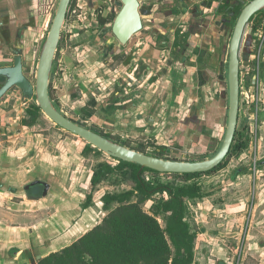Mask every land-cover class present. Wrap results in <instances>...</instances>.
<instances>
[{"label": "rangeland", "instance_id": "rangeland-1", "mask_svg": "<svg viewBox=\"0 0 264 264\" xmlns=\"http://www.w3.org/2000/svg\"><path fill=\"white\" fill-rule=\"evenodd\" d=\"M146 1L149 2L150 0ZM187 1H190V7L180 4L178 0H174V3L168 1L169 4L165 5L161 10L158 9L162 5L161 3L155 7L154 3H152V9L154 12L158 11L163 14V10L174 8L172 6H177L178 8L182 6L186 10L185 14H181V11L178 14L180 18L177 19L182 20L181 24L184 26L189 27L194 25L196 22L195 19L198 16L206 24L214 26L217 21H220L222 9L227 2V0ZM204 1L212 7H205L203 4ZM230 1L236 3L238 0ZM250 1L245 0V3ZM59 2L60 0H37L35 10L38 19V32L43 38L41 40V49L38 51L34 63V71H37L42 47L49 34ZM104 3H106L105 0ZM83 5V7H80L76 2L70 14L67 16L62 31L63 42L52 69V90L54 95L57 94V91L59 92L60 109L65 114L74 118L79 124L93 130H99L98 125L92 124L89 118L83 116L88 115L85 109L97 114L99 109L104 107V105L108 109H112L114 105L113 101L116 98V91H122L119 85L126 88L129 86L128 84L125 85V81L120 78L117 64H110V61L114 59V55L112 53L109 54V51L104 46L108 36L103 37L102 27L96 25V20H93L91 16L87 15L85 2H83ZM28 7L29 5L25 7V10ZM103 12L106 13L107 11H98L96 16L103 14ZM144 18L147 21L153 19L152 17H148V15H145ZM259 18H261L260 29L258 30V35L253 39L258 47L261 41L264 40V12L258 15L255 22ZM232 22L234 27L236 16L233 17ZM171 23L166 22V18L164 17L160 22L161 25ZM202 25L199 28H202ZM249 27H252V25ZM224 29L226 32L227 28L224 27ZM210 30L214 31L215 27H212ZM216 36L221 37L217 33ZM248 38L247 35L245 42H247ZM222 39H224L223 36L220 40H217L220 43L219 46L214 48L219 57L216 58L217 64L214 65L218 73L217 78L212 83L217 81L216 91H218V94L217 101L212 106L210 105L213 108L211 118L215 120L217 135L216 138H212L210 143L199 144L193 148L194 155L188 154L186 160L212 157L220 149L225 137L228 123L229 100L226 97V80L224 79V73L222 71V66L225 65V61H223L225 60V42ZM224 40L227 41V38ZM244 47H246V43ZM257 54L258 52L254 56H257ZM261 56L264 66V50ZM208 67L210 66L201 68L207 76L210 74ZM262 74L264 79V67ZM135 90L133 89L131 93H128L127 95L129 96L126 98L121 94V103L126 102L129 104V101L137 99L136 97L140 93L135 92ZM163 90L164 88L161 85H156L152 88L146 87L145 92L148 95L154 94L158 96V100L160 99V102L163 103L165 97H162L163 99L160 98ZM122 92L125 93V91ZM261 98V117L257 138L258 157L261 166H258L257 171L254 172L253 168L249 166L251 162L249 155L243 161L239 160V156H235L228 160L227 166L224 169L191 181V183H198L203 192L200 198L189 199L187 201L186 217L190 223L191 230L197 235L195 243V264H264V89L261 91ZM10 99L11 96L4 99L0 103V107L4 110L12 108L10 107L12 103L8 102ZM15 106L16 109L13 108L11 112L5 113L1 111L0 114L5 118V121L3 120L4 118L0 119L5 123L7 133L11 132L10 134L16 135L10 138L8 135L0 137V142H2L3 147L8 149L9 146H12L21 153H24L21 155H58L59 157L60 155H71V161L75 166L74 169H79L77 171L79 176L75 180L74 187L75 201L79 202L80 199H83V203L84 201L86 202L88 194L92 193L93 196V203L89 207L90 211L88 214H85V232L90 230L99 224L109 212V210L103 207V195L107 192L116 193L130 189L131 184L120 183L121 175L119 173H110L105 181L96 189H92V176L89 175V172L91 173L101 162L109 161L116 163V161L102 152L92 151L84 154L88 143L79 136L59 128L54 124L40 122L32 128H25L21 122L27 115L26 110L23 109L19 102ZM207 119L210 121L209 117ZM166 129L161 131V141L165 139ZM113 131L116 133V136L118 135L116 137L117 140L127 139L121 136L126 137L128 131L124 132L123 130L115 129ZM140 134L138 130L136 131L134 129L129 135H134V139L139 140L140 143L144 142L150 148L155 140L153 142V140L146 137L143 140L141 139L142 135L140 138L137 136ZM174 146L177 145L174 144ZM149 148L145 147L148 152L151 150ZM245 170L247 171L245 172ZM148 178L161 182L175 180L174 176L156 174H149ZM57 190L61 192V189ZM57 195L60 196L61 194L57 193ZM158 197L146 202L144 206L147 211L151 209L153 203L157 202ZM58 205L61 204L59 203ZM116 205V203H113L111 208H114ZM159 220L165 227L166 216L160 215Z\"/></svg>", "mask_w": 264, "mask_h": 264}, {"label": "flooded vegetation", "instance_id": "flooded-vegetation-1", "mask_svg": "<svg viewBox=\"0 0 264 264\" xmlns=\"http://www.w3.org/2000/svg\"><path fill=\"white\" fill-rule=\"evenodd\" d=\"M79 1V2H78ZM146 3H145V2ZM158 4H162L159 10L163 9L164 5L169 4V2L166 0H156ZM181 3L188 4L189 2L187 0H178ZM76 2L79 4L80 7H83V2H85V11H87V15L91 16L93 20H96V25H99L102 27V35L103 37L108 36L106 40V44L104 45L105 48L109 51V54L114 55L113 61H110V64L115 63L118 66V71L120 73V78H122L125 81V85L128 84V88L123 87L122 85H119L122 91H125L123 93L122 91H116V98L114 99V105L113 108L121 102L122 97H120L121 94H123L124 98L128 97V93H131L133 89H136L139 86L138 81H143L145 79L148 80V82H154L157 79H159L162 75H169L170 77H177V74H180L182 77L189 78L191 80V77L187 76L186 73L188 72L187 66H201L205 60V63L203 64V67L209 68V76L205 75L203 73L202 69H197V72L193 75V77L196 79L198 76H204L205 81L210 84L209 90L212 91L214 94V101H217V94L218 91H216V82L212 83L217 78V69L214 67V65L217 64V62H212L217 57V52L212 51H206L205 57H202V61L199 62L197 57H200V54L195 58L192 57L191 54H189L190 49V35L195 32V30H199L202 28H199L200 25L205 24V22L202 21V18L200 16L196 17V22L194 25H191L189 27L184 26L181 24L182 22H179V20L173 21L171 24L166 25H160V30H157L156 25L153 28V21L155 19L154 17V10L153 8V0H150L147 2L146 0H139L140 2V12L142 15V22L143 27L140 31L134 33L129 40L126 43H122L120 39L117 37V35L113 31L114 22L116 20L117 15L121 11L123 7V3L121 0H105L106 3H104V0H71L68 12L66 15L65 22L67 20V16L70 14V11L72 7L76 4ZM109 2V3H108ZM171 3H174V0H172ZM205 7H212L211 5H208L205 1L203 2ZM245 0H238L236 3L233 1L227 0L225 3V6L222 9L221 12V19L218 21L217 24L220 23L222 28H227L226 32L224 31L222 34L223 38H227V41L222 39L225 45V52H224V58L225 65L222 66V71L224 73V79L226 80V97L228 102V120H229V110H230V82H229V49H230V42L231 38L234 32L235 25L237 23L238 17L241 13L236 14V8L241 7V10L243 9V5H245ZM28 7L27 10H25V7ZM59 5V4H58ZM91 5V6H87ZM37 6V0H0V69L5 68H15L16 64L19 63L21 65L23 74L26 76V78L31 82L33 89H34V95L33 97L29 98L27 95L24 94L23 90L17 86H11L8 88L1 96H0V103L4 101V99H7L8 96H11V99L8 101L9 103H12L8 110H4L0 107V114L1 111H4L5 113L11 112L12 109H16L15 104L20 103L23 109L26 110V116L22 119V125L25 128H32L36 125H38L40 122H48L51 124H54L55 126H58L59 128L64 129L63 127L57 125L55 122H53L51 119H49L42 111L41 107L39 106L37 99H36V73L37 71H34V63L37 57L38 51L41 49V40L42 36L40 35L39 28H38V19H37V13L36 8ZM221 6V5H220ZM219 6V8H220ZM98 11H107L106 13L103 12V14H99L96 16V13ZM196 11V10H195ZM264 10L257 12L255 15H253L246 26V29L243 34L242 38V44L240 48V77H239V113H238V121H237V127H236V133L234 136V140L232 142V146L235 141H244L246 143V146L243 147V149L238 154H233L232 157L239 156V160L243 161L246 160L245 158L247 155L250 157V167L253 168L254 172L257 171L258 166H261V162L259 161L258 157V134H259V120H260V111L262 107V98H261V91L264 89V79L262 74L263 69V62H262V56L261 53L264 50V40L261 41L260 46L258 47L256 45L255 36L258 35V30L260 29V23L261 18L258 19L257 22L255 20L258 18V15L262 14ZM198 14V13H197ZM148 15V17H152L153 20L149 19V21L145 20L144 16ZM236 16V23L233 27L232 19ZM54 20V19H53ZM64 22V25H65ZM253 22V23H252ZM53 23V22H52ZM251 23V24H250ZM216 24V25H217ZM91 25V24H90ZM252 27H249L251 26ZM52 26V25H51ZM92 26V25H91ZM203 26V25H202ZM64 28V26H63ZM194 29V30H193ZM146 30V31H145ZM225 30V29H224ZM63 31V29H62ZM248 35L247 42L246 37ZM61 33V40L59 43V47L55 56V59L58 55V52L61 48L63 37ZM221 36V38H222ZM215 47H217L218 41L215 40V38L212 40ZM222 43V42H221ZM246 43V47H244ZM220 44V43H219ZM155 50V54L158 58H162L166 63L164 66L160 69H154L153 66L146 62L145 60V54L149 49ZM219 49V48H218ZM219 51V50H218ZM258 52L257 56H254V54ZM210 53V55H209ZM216 53V55H215ZM212 54V55H211ZM41 55V54H40ZM209 56V57H208ZM155 57V58H157ZM223 58V59H224ZM40 59V58H39ZM207 60V62H206ZM55 61V60H54ZM217 61V60H216ZM174 64V66H173ZM117 69V68H116ZM168 72V73H167ZM52 84H53V72L51 73V79H50V95L51 98L55 104V106L68 118L78 123L74 118L69 117L67 114H65L60 109V95L57 91V94L54 95V92L52 90ZM5 85L4 78H0V91L3 89ZM120 97V98H118ZM168 99H172V97H169ZM131 100V99H129ZM12 101V102H11ZM128 101V100H127ZM39 106L41 109L42 116L38 118H34V116L31 114L30 111H32L33 106ZM170 105V104H168ZM112 108V109H113ZM104 109H108L105 105L104 107H101L99 109V114L94 113L90 110L85 109L87 111L88 115H83L85 118H89L92 124L98 125L99 130H93L87 126V128L100 133L118 143H121L127 147L139 150L141 152H144L146 154H150L153 156L157 155H163L160 158L170 159V160H180V161H195V160H204L207 158H193V160H186V156L194 155L193 148L190 143H185L183 139H181V135L178 137H174L171 139H168V144H161L159 143L158 138L156 136L149 135L144 136L142 130H138L139 133H141V139L145 140L144 138H150L151 140H155L154 144L152 146H149L141 142L139 140L134 139L133 136H130L131 133L128 132L126 137L120 136L122 138H127L126 140H117L116 133H114L112 127L114 126V123L112 119L105 114ZM83 114V113H82ZM101 115V117H99ZM0 118L2 115H0ZM102 119L101 121L105 120L103 124L99 123L98 120ZM5 121V118L3 119ZM32 124H27V122H32ZM0 137L9 136L14 137L16 135H12L10 133H7L6 125L2 122V119H0ZM79 124V123H78ZM82 125V124H80ZM113 125V126H112ZM84 126V125H82ZM228 128V123H227ZM226 128V132H227ZM66 130V129H64ZM137 131V129H135ZM70 132L69 130H66ZM125 132V130H123ZM133 132V130H132ZM72 133V132H70ZM183 133V132H182ZM74 134V133H72ZM76 135V134H74ZM123 135V134H122ZM78 136V135H77ZM226 136V133H225ZM80 137V136H79ZM82 138V137H80ZM83 139V138H82ZM199 137H195V140L193 142H197ZM225 139V137H224ZM85 140V139H84ZM86 141V140H85ZM87 142V141H86ZM211 140H208L205 143H210ZM224 142V140H223ZM222 142V145H223ZM2 143V142H0ZM89 146H92L94 148L93 151L96 152H102L97 147H94L92 144L87 142ZM148 143V142H147ZM173 144V145H172ZM176 144L177 146H174ZM185 145V146H184ZM221 145V146H222ZM231 146V149H232ZM3 147V145H2ZM86 147V148H87ZM145 147H148L150 152H148ZM84 154H87L89 152L86 151ZM221 148V147H220ZM16 149V148H15ZM231 149L229 153L230 155ZM220 150V149H219ZM218 150V151H219ZM51 151V150H50ZM53 152V151H52ZM92 152V151H91ZM218 152H216L214 155H216ZM106 154V153H105ZM108 155V154H107ZM200 155V154H198ZM213 155V156H214ZM86 156V155H85ZM59 157V156H58ZM112 158V156H110ZM159 157V156H157ZM172 157V158H171ZM194 157V156H193ZM197 157V156H195ZM199 157V156H198ZM230 157V158H232ZM115 158V157H114ZM225 158V159H226ZM60 159V158H59ZM118 159V158H117ZM224 159V160H225ZM223 160V162H224ZM106 162V161H105ZM109 162V161H107ZM221 164V163H220ZM219 164V165H220ZM227 166V165H226ZM225 166V167H226ZM224 167V168H225ZM217 168V167H216ZM222 168V169H224ZM151 169V168H150ZM215 169V168H214ZM212 169V170H214ZM220 169V170H222ZM95 170V169H94ZM94 170H92L91 176L93 177ZM154 170V169H153ZM210 170V171H212ZM218 170V171H220ZM241 170V169H240ZM215 171V172H218ZM247 170H245L246 172ZM160 172V171H158ZM209 172V171H208ZM215 172H212L210 174H204V175H211ZM206 173V172H202ZM149 174L148 173L147 178ZM170 174L175 173H165L160 172V174L156 175H168L172 176ZM178 174V173H177ZM202 175V176H204ZM92 177H91V184L92 189L94 188V185L92 183ZM201 177V176H200ZM198 178V177H197ZM150 179V178H148ZM196 179V178H195ZM36 180L41 179H35L31 182H29L25 187H23L24 193L28 196L29 199L38 200L48 195L49 189H50V183L45 181L49 184V189L47 191V194L44 196H41L43 193V186H34L29 189H26L27 186L31 183H33ZM154 180V179H150ZM193 180V179H192ZM191 180V181H192ZM158 181V180H157ZM191 181H188V183H191ZM161 182V181H160ZM169 182V181H168ZM180 183H185L184 181H179ZM132 188V185H131ZM202 190V188H201ZM108 193V192H107ZM203 193V192H202ZM106 194V193H105ZM104 194V195H105ZM92 195V193L88 194ZM87 195V197H88ZM103 195V196H104ZM157 197V196H156ZM103 198V197H102ZM155 198V197H154ZM159 198V197H158ZM200 198V197H198ZM153 199V198H152ZM150 199V200H152ZM189 200V199H188ZM187 200V201H188ZM87 201V198H86ZM149 201V200H148ZM147 201V202H148ZM85 201L81 204V207L83 210L88 209L91 204L93 203V196H92V202L90 206L87 208L84 207ZM187 204V203H186ZM104 207V202H103ZM145 208V206H144ZM187 218V217H186ZM102 222V221H101ZM96 226V225H95ZM92 229V228H91ZM89 231V230H88ZM87 232V231H86ZM85 232V233H86ZM197 238V237H196ZM196 243V241H195ZM195 249V248H194ZM195 261H196V254H195ZM195 264V262L193 263Z\"/></svg>", "mask_w": 264, "mask_h": 264}, {"label": "crops", "instance_id": "crops-1", "mask_svg": "<svg viewBox=\"0 0 264 264\" xmlns=\"http://www.w3.org/2000/svg\"><path fill=\"white\" fill-rule=\"evenodd\" d=\"M153 3L154 7L159 6L156 0ZM188 6L190 7V1ZM172 7L174 8L163 10V14L155 12L153 28L156 25V29L160 30L163 17L166 22H182L177 19L180 18L178 14L181 11V14H185L186 10L182 6ZM216 24L213 26L205 23L202 29L195 30L190 35L189 54L195 58L200 54L197 57L199 62L205 57L206 51L216 52L212 40H220L221 37H217L216 33L219 36L224 34V28L220 23ZM212 27H215L214 31L210 30ZM154 52L152 48L149 49L145 60L154 69H160L166 61L158 58ZM212 62L217 61L214 58ZM203 64L187 66L186 75H190L191 80L177 74L174 78L162 75L152 83L147 79L138 81L136 92L140 94L137 99L129 101V104L120 102L113 109H104L114 123L112 129L128 132L142 130L144 136L152 135L160 139L161 131L167 128L165 139L159 140V143L168 144V139L181 135V139L194 148L216 138L215 120L211 118L214 94L209 90L204 76L200 75L196 79L193 77ZM156 85L164 88V96L163 93L160 96L165 97L162 98L163 103L158 100V96L145 92L146 87L152 88ZM169 97L172 99H168ZM99 117L103 119L104 116ZM102 119L98 120L101 124L105 122ZM197 136L199 139L193 142ZM21 154L24 153L12 146L6 149L0 143V264H36L39 258L72 244L85 234V214L90 211L89 208L82 209L80 203L83 199L79 202L74 199L75 180L79 176V169H74L71 155L58 157ZM91 174L89 172L90 176ZM35 179L50 183L48 195L38 200L29 199L23 191V187ZM57 189H61V192ZM57 193L61 195L58 196Z\"/></svg>", "mask_w": 264, "mask_h": 264}, {"label": "trees", "instance_id": "trees-1", "mask_svg": "<svg viewBox=\"0 0 264 264\" xmlns=\"http://www.w3.org/2000/svg\"><path fill=\"white\" fill-rule=\"evenodd\" d=\"M240 11L241 7H237L236 14ZM30 112L34 118L42 116L39 106H33ZM245 146L244 141H235L230 155L214 170L170 174L175 180L169 182L148 179V173L160 172L138 163L114 157L116 163H99L92 177L94 188L110 173H119V182L130 183L132 188L106 193L102 201L109 212L102 222L72 244L39 258L36 264H193L197 235L186 218V203L188 199L201 197L202 190L198 183L188 181L224 168L230 157ZM93 150L92 146L86 148L87 152ZM156 196L159 199L147 211L144 205ZM91 202L92 195H88L84 207L90 206ZM113 203L117 205L111 208ZM160 215L166 216L165 227L159 220Z\"/></svg>", "mask_w": 264, "mask_h": 264}, {"label": "water", "instance_id": "water-1", "mask_svg": "<svg viewBox=\"0 0 264 264\" xmlns=\"http://www.w3.org/2000/svg\"><path fill=\"white\" fill-rule=\"evenodd\" d=\"M123 7L116 17L113 31L122 43L143 27L139 0H121ZM71 0H60L49 34L43 44L37 73L36 99L43 113L66 130L82 137L87 142L105 152L109 156L140 164L156 171L165 173H202L216 168L229 153L236 133L239 113V77H240V48L246 26L251 17L264 10V0H251L241 10L230 42L229 49V82H230V110L226 136L218 153L210 158L195 161H180L160 158L127 147L66 117L54 104L50 95V79L55 56L61 40V33ZM0 78H4L5 85L0 96L11 86H19L25 95L33 97L34 89L31 82L23 74L21 65L15 68L0 69ZM43 186L41 196L47 194L49 184L36 180L26 189Z\"/></svg>", "mask_w": 264, "mask_h": 264}]
</instances>
